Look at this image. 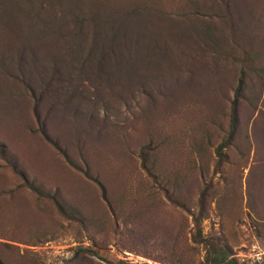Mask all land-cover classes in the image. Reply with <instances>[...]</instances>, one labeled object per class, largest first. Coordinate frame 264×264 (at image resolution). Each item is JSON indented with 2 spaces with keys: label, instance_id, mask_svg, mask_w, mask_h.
I'll use <instances>...</instances> for the list:
<instances>
[{
  "label": "rangeland",
  "instance_id": "1",
  "mask_svg": "<svg viewBox=\"0 0 264 264\" xmlns=\"http://www.w3.org/2000/svg\"><path fill=\"white\" fill-rule=\"evenodd\" d=\"M107 1L158 29L129 81H0V260L264 264V0Z\"/></svg>",
  "mask_w": 264,
  "mask_h": 264
},
{
  "label": "trees",
  "instance_id": "2",
  "mask_svg": "<svg viewBox=\"0 0 264 264\" xmlns=\"http://www.w3.org/2000/svg\"><path fill=\"white\" fill-rule=\"evenodd\" d=\"M147 7L145 4L144 10ZM138 11L137 7L128 9L126 4L111 7L107 0H0V81L5 76L25 75L32 68L43 74L64 69L60 73L72 76L71 81L76 84L81 85L85 77L92 81L96 95L101 88H105L103 92H112L119 82L129 81L124 76L132 70L130 54L134 52L135 40L146 38L137 47L147 56L151 53L150 44L157 38V27L146 26V16L136 19ZM134 18L139 24L143 20L137 28L132 27ZM157 45L156 41L155 48ZM40 78L45 87L49 85L50 77ZM48 89L51 90L50 85ZM235 123L233 111L228 140ZM30 187L38 191L34 185ZM51 195L64 213V206L54 193ZM203 243L201 264H250L238 262L224 247L209 239H203ZM0 264L5 263L0 260Z\"/></svg>",
  "mask_w": 264,
  "mask_h": 264
}]
</instances>
